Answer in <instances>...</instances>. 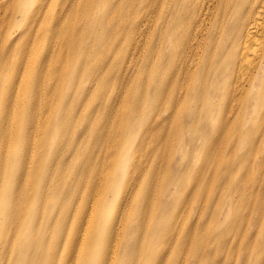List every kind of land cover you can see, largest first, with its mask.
Wrapping results in <instances>:
<instances>
[{
	"label": "bare ground",
	"instance_id": "obj_1",
	"mask_svg": "<svg viewBox=\"0 0 264 264\" xmlns=\"http://www.w3.org/2000/svg\"><path fill=\"white\" fill-rule=\"evenodd\" d=\"M14 1L32 0H0V33ZM47 1L0 48V264L27 239L40 254L16 264H264V0H149L143 64L91 39L99 0H67L69 18ZM197 124L184 167L177 135Z\"/></svg>",
	"mask_w": 264,
	"mask_h": 264
},
{
	"label": "rangeland",
	"instance_id": "obj_2",
	"mask_svg": "<svg viewBox=\"0 0 264 264\" xmlns=\"http://www.w3.org/2000/svg\"><path fill=\"white\" fill-rule=\"evenodd\" d=\"M79 2H84V0H78ZM88 1V0H86ZM96 2L98 0H95ZM101 2V6L102 3L104 4V7L102 9L101 12H99L97 9L95 12L91 13V37H89L88 39H98V38H106V39H110V40H118L116 43H118L120 46L118 47H122V51L120 53H118L117 59L116 60H125V62H129L130 60V52H134V60L135 61H141V63L143 64L144 62H146V58L147 55L149 53V50L151 48V30H150V25H152V20H153V15L151 12V9L149 7V0H99ZM66 2L67 0H49L47 1V4L53 3V8L55 9V11L52 14H57L61 15L62 18H69L71 13H69V8L68 6H66ZM89 2V1H88ZM118 2H122V3H128V9L127 12H117L115 14H113V8L118 7ZM42 3V0H32L31 2H29L28 4V9L26 10V12L24 13L23 10L19 11L18 7L16 4L19 5V2L14 1L13 3H11L9 6L5 7V11L7 12V14L4 16V19L7 21V24H5V30L3 33H0V48L5 49V47L7 48L9 43L7 45H5V40H4V34L8 32H11V38H15L17 36H20L22 34H25L27 32V28L25 27V21L24 19H27V14L31 15V12L33 11L34 8H36L37 6H39ZM70 4V2H69ZM65 5V7H64ZM98 7V5H97ZM4 12L2 11L1 14H4ZM167 13V12H166ZM52 14H49L48 17H46V23H45V37L48 36L50 37L49 33L54 30V31H58V27L61 26H54L51 27L49 24V21L51 19ZM127 15V17L129 18V23L128 26L126 28L119 29L117 30L114 27V24L109 25V29H105L103 20L107 17V18H112L114 19V23L116 24L119 20H121L122 18H125L123 16ZM17 17V21L16 19L12 22L11 19H13V17ZM106 18V19H107ZM172 18V17H171ZM93 19V20H92ZM2 21V20H1ZM72 23H74V21H72ZM103 24V25H102ZM102 25V26H101ZM135 25V26H134ZM2 26H4V24L2 23ZM101 27H102V32H103V37L100 34L101 31ZM74 27L71 28V31ZM52 29V30H51ZM51 30V31H49ZM109 31V32H107ZM86 38H83L82 40H85ZM129 41H137L139 42L137 47L134 49H129L128 48V42ZM122 45V46H121ZM84 47V45H83ZM116 50H114L115 53ZM147 54V55H146ZM109 55L111 56L112 53L110 52ZM145 67V66H144ZM141 66V70H140V74L138 73V77H140V79L143 80H147V75L144 72V70L146 68H144ZM74 70H75V65L74 68H72L71 72H70V79L73 78L74 75ZM85 76L82 77V79L77 82V86L79 88H82L83 85L86 83L85 82ZM65 92L64 95L68 96L70 93L68 91V87L69 84L65 85ZM80 93H86V90L82 88V90L76 95V101H78L79 99H81L80 96H82V94ZM70 96V95H69ZM178 126H182L181 125V121L179 120L177 122ZM82 128L79 129V132L81 131ZM54 126L51 125L49 128V135H48V141L52 144V146L54 145V142L57 139V135L55 137H52L54 135ZM192 130V135L190 134ZM190 132H186L184 137L183 133L180 131L177 135V147L176 149L179 150V148H184V152L182 153V157L180 156V153L176 156L177 162H181L182 165H184V167L191 165V167H194V159H195V152H194V145L199 146L200 139L198 136V132H199V125L197 124L195 126V128L191 127ZM213 135L209 134L208 137H212ZM125 141V143L128 144H133L132 140H129V138L124 137V139L122 140V142ZM52 146L48 147V151L50 152V154L52 153ZM187 162H189L188 164H186ZM176 174L172 175L171 177L173 178ZM122 180V179H121ZM126 180V179H125ZM125 180H123V182H125ZM116 196H114V198L112 199V204L115 202ZM228 201V199H227ZM34 204L36 206V200H34ZM115 208V206H114ZM30 239L25 240L24 245H25V250L24 251H17V247L15 246V248L12 250V252L8 255V259L5 261L4 264H16V260L17 257L20 256H28V255H33V254H40V251H31L30 248V244L32 243L31 241H29ZM55 243H51L50 244V249L54 248ZM57 246L52 250V252L56 253ZM57 254V253H56ZM64 258H61L60 260L55 261V264H65L63 261ZM3 264V263H2Z\"/></svg>",
	"mask_w": 264,
	"mask_h": 264
}]
</instances>
